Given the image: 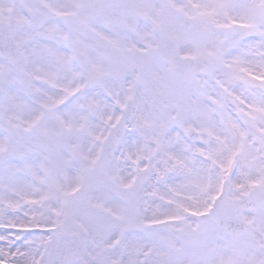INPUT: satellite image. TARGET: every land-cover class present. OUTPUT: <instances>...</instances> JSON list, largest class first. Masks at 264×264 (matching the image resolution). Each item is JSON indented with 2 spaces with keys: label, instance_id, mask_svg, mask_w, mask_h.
I'll return each mask as SVG.
<instances>
[{
  "label": "snow or ice",
  "instance_id": "6c2138e0",
  "mask_svg": "<svg viewBox=\"0 0 264 264\" xmlns=\"http://www.w3.org/2000/svg\"><path fill=\"white\" fill-rule=\"evenodd\" d=\"M0 264H264V0H0Z\"/></svg>",
  "mask_w": 264,
  "mask_h": 264
}]
</instances>
